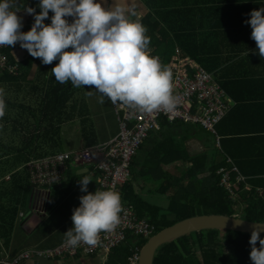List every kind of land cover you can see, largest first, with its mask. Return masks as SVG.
<instances>
[{"label": "trees", "instance_id": "1", "mask_svg": "<svg viewBox=\"0 0 264 264\" xmlns=\"http://www.w3.org/2000/svg\"><path fill=\"white\" fill-rule=\"evenodd\" d=\"M148 3L151 5L149 6L151 12L141 22L147 28L146 35L150 37L149 47L154 48L155 54L161 55L167 62L178 46L184 55L194 58L210 72L216 73L217 69L225 64L223 56L210 53L215 45V39L208 30L214 28V24L210 22L214 18L213 11L202 7L165 10L167 8L153 4L152 0H148ZM196 18L198 21L194 22ZM28 30L30 28L26 27V31ZM11 49L5 52L8 53L11 62L16 64L18 60ZM36 61L37 58L30 55L27 60L18 63L19 69L21 66L23 69L21 76L13 75L8 71L0 73V98L4 101L5 111L7 109V113L0 117V124L6 122L12 125L6 128L5 133L8 136H3L7 137L8 141L5 142L3 137L0 139V239H4L7 244L16 223L19 207L24 203L23 197L28 192L23 183L25 180L22 179L20 182L18 179L20 175H16L25 169L24 165L30 161L61 152L54 148L44 149L41 146L48 137L57 141L61 137L60 132L64 124L68 121L77 117L82 119L79 113L85 109L83 103L75 98H78L81 91L84 90L85 94V90L91 87H73L70 81L59 84L51 72L59 62L58 59L48 65L42 64L40 60L35 74H32ZM28 79L31 80L29 81L31 85L25 96L34 95L38 97L36 101L20 103L11 98H4L2 86L19 85L21 80ZM79 105V112L76 114L75 109ZM85 122L86 120L82 122L84 126ZM170 137L175 143L172 133ZM22 139H25V145L17 147L13 145L16 140ZM168 141L166 144L169 143ZM225 141L222 139L225 152L233 158L234 154L226 147ZM50 142L54 144L53 141ZM154 142L155 146L150 150L146 149L148 141L145 142L138 152L139 156L133 159L131 178L123 185L120 195L121 201L133 207L140 218H147L156 225V233L178 221L203 214L227 216L239 214L249 221L264 222V197L256 191L258 187H264V178L256 177L255 171L246 172L236 159L241 172L244 175H251L248 183L252 187L250 191L245 190V184L237 188L244 203L241 212H237L236 203H233L229 193L220 186V176L217 175L218 168L227 164L226 157L221 162H216L208 153L190 157L193 165L184 171L183 178L187 183L181 186V195H171L168 209L163 210L143 199L135 192L133 182L143 178L137 173L136 168L132 167L141 162L140 169L144 174H148L147 178L157 182L155 180L161 177L160 174H152L160 167V160L165 157L163 156L165 153H162L164 144L157 140ZM180 152L181 150H177L174 146L168 150L167 155L169 159H175L171 156L176 157ZM207 171L210 172L211 177L203 175ZM9 173L12 174V178L7 181L5 177ZM180 181V179L175 180L172 185ZM167 188L169 189L170 185L165 184L159 191L163 193ZM170 215H177V221H171ZM250 237L251 234L227 230H203L191 233L162 245L156 253L154 264H253L250 259L252 250ZM134 240H137L141 247L149 241L146 238L129 239L124 245L112 250L107 264H128Z\"/></svg>", "mask_w": 264, "mask_h": 264}, {"label": "crops", "instance_id": "2", "mask_svg": "<svg viewBox=\"0 0 264 264\" xmlns=\"http://www.w3.org/2000/svg\"><path fill=\"white\" fill-rule=\"evenodd\" d=\"M101 3L105 7H112V0H101ZM128 3L137 13L136 18L140 22L151 12L149 7L151 5L148 3V0H128ZM152 3L167 8L165 10H174L181 7H202L213 11L214 18L210 22L214 24V28L208 30L215 39V45L211 48L210 53L223 56L225 64L217 69L216 73H212H214L217 80L226 90L229 97L228 102L231 105L230 112L219 123L220 126L218 125L221 147L217 146V138L213 134L208 133L201 125L185 122H178L177 124L176 122H168L165 119L162 120L161 129L147 140L148 143L146 141V149H152L155 146L154 141L156 140L164 144L162 153H165L163 155L165 157L161 158L160 167L169 166L176 169L175 172H167L166 177H170L171 180L168 181L166 179L165 184L172 185V182H175L173 178L176 177L177 180H182L184 176L179 175V173L188 170L193 165L190 157L202 153H208L211 159L216 160V162H221L226 157L227 164H223L222 166L232 167V165H235L239 169V166L236 164V159H238L246 172L255 171L256 177L264 178V59L259 56L256 50V42L251 38V26L245 23L250 18L249 14L252 10L264 7V0H152ZM25 5L35 7L37 12L41 11V9L37 7L38 0H20V4L14 7L13 10L20 9V15L24 19L26 27L31 29L34 23V15L26 12ZM52 15L53 13L50 11L49 18L45 20V23H51ZM68 19L71 22L72 18L69 17ZM197 21L198 19L196 18L194 22ZM149 51L151 54L158 55L155 54L153 47H149ZM176 55L188 57L197 64H200L194 58L184 55L178 46L175 48L173 56ZM14 57L21 63L27 60L30 54L27 49L22 48L14 51ZM39 63L40 58H37L36 65L39 66ZM204 68L207 69L206 67ZM36 69L37 67L33 68L32 74H35ZM20 71V74H22V66L20 67ZM29 81L31 80H21L19 85L11 87L7 85L2 86L4 88L2 90L4 98H11L20 103H33L36 101L38 97L36 98L34 95L25 96L28 87L31 85ZM87 102L91 106L90 101L87 100ZM115 109L116 106L114 108L110 107L109 113L116 115L118 122L117 129L102 125V128L99 127V136L92 135V132L96 130L95 123L85 117H82V119L74 118L65 123L63 135L65 129H68L69 133L83 139L80 148H72L65 151H77L88 145L104 144L115 138L120 132L119 119L117 112H114ZM99 117L103 118L101 123L108 120L100 111ZM11 126V124L7 123L4 125V128H10ZM86 126L88 129H85ZM205 132L210 139L207 145L203 142V138L207 137L203 135ZM170 133H172V137L176 140L175 143H173ZM166 139L169 140L168 144H166ZM222 139L226 140L224 143L234 154L233 158L235 160L225 152ZM50 141L53 140H50V137H48L41 148L47 149L45 146L51 143ZM174 146L177 150H181V152L176 157L171 156V158L175 159H169V155H167L168 150ZM208 148H211V151H208ZM137 156H139V153ZM184 165L186 166L183 168ZM18 175H21L23 180L30 181V174L27 168L21 170L16 176ZM85 175L92 179L89 183L88 191L94 193L97 189L100 190V176L97 172L84 164H73L69 167L66 176L60 182L46 185L48 187L44 189L43 199L38 200L37 204H33L31 194L29 200L30 209L33 210V207L40 208V212L32 211L31 214H27L24 211L23 207L26 204L28 192L25 193L23 197L24 203L19 207V212H17L16 223L8 244L5 243L4 239H0V261L7 257L12 258L26 250L50 249L65 242V232L73 227V210L79 206L80 197L87 194L81 192L79 182ZM203 175L211 177L209 171ZM242 175L247 178V181H250L249 176L251 175H244L243 173ZM11 178L7 177L6 180L10 181ZM133 182L135 192L143 199L155 206L161 207L163 210L168 209L171 203V195L174 193L171 188H167L163 192V198L157 195V202L154 201L155 199H152L154 198L152 190L157 193V190L152 188V184L154 183L152 179H137L133 180ZM155 184L157 183L155 182ZM171 191L172 193H170ZM41 201H44V203L38 204ZM46 208L47 210H45ZM45 225L46 233L44 236H35ZM18 240H23L25 243L19 246ZM109 259L110 256L108 261ZM21 264L105 263L103 255L79 254L75 257H64L53 260L31 258L30 260H24Z\"/></svg>", "mask_w": 264, "mask_h": 264}, {"label": "clouds", "instance_id": "3", "mask_svg": "<svg viewBox=\"0 0 264 264\" xmlns=\"http://www.w3.org/2000/svg\"><path fill=\"white\" fill-rule=\"evenodd\" d=\"M19 4L20 0H0V47L12 48L19 41L20 46L32 57L40 58L42 64L58 59L51 72L59 84L70 81L73 87L94 86L114 105L144 113L157 110L171 113L176 109L180 100L173 93L172 74L158 57L151 55L147 28L136 18L137 13L128 0H112V7H105L101 0H38L39 12L35 7L24 6L28 14L34 15V23L28 31L21 30L22 18L17 15L20 9L13 10ZM50 11L53 13L51 23H45ZM249 17L245 23L251 26V38L264 59V7L252 10ZM4 108L0 98V117L4 115ZM7 177L11 178L12 174L5 179ZM90 181L92 179L86 175L79 180L81 192L87 194L80 197L79 206L73 210V227L65 232V243L69 247L81 243L95 246L101 232H111L121 222L120 193L111 188L89 192ZM37 189L41 191L35 195ZM43 192V188L32 191L33 204L43 199ZM40 210L33 207L34 212ZM262 232L264 223H258L249 240L253 264H264Z\"/></svg>", "mask_w": 264, "mask_h": 264}, {"label": "built area", "instance_id": "4", "mask_svg": "<svg viewBox=\"0 0 264 264\" xmlns=\"http://www.w3.org/2000/svg\"><path fill=\"white\" fill-rule=\"evenodd\" d=\"M17 15L21 17L19 11ZM22 25L21 30L25 31L26 24L23 18ZM9 48L11 47H0V73L8 71L13 75H18L20 73L19 62L16 64L11 62L8 53L5 52ZM18 48H22L19 41L12 46L13 55L14 50ZM151 55L158 57L161 64L172 74L173 93L180 100L176 109L171 113H165L163 110L144 113L115 104L120 124V132L115 138L104 144L85 146L77 151L62 152L32 160L27 164V170L33 184L49 185L53 182H60L71 165L84 164L99 174L100 190L111 188L121 194L123 185L131 178L133 159L151 133L161 129L163 119L168 122L201 125L217 138V146L221 147L217 126L228 115L231 105L228 102L229 97L226 90L216 76L188 57L176 55L166 62L160 55ZM217 175L220 176V186L229 193L230 199L239 209L240 204L238 203L242 201L237 188L241 184H245V190L250 191L252 188L247 178L235 165L221 166L217 170ZM39 191L41 189H37L35 195ZM256 191L264 197V187H258ZM122 206L120 224L111 232H101L95 246L81 243L73 248L63 242L50 249L26 250L12 258L7 257L0 263L21 264L24 260L31 258L53 260L75 257L79 254H100L104 256V263L107 264L113 249L124 245L132 238L149 239L157 230L154 223L147 218H140L129 204L122 202ZM132 249H135L137 253L142 251L137 240L133 241ZM131 264H138V254L131 259Z\"/></svg>", "mask_w": 264, "mask_h": 264}, {"label": "rangeland", "instance_id": "5", "mask_svg": "<svg viewBox=\"0 0 264 264\" xmlns=\"http://www.w3.org/2000/svg\"><path fill=\"white\" fill-rule=\"evenodd\" d=\"M4 90V88H3ZM107 97H103L101 93H99L96 89H94V86H91L89 87L87 90H85V94H84V90L81 91V94L78 96V98H75L77 100H80V102L83 103V106H84V111L80 112L79 115H81L82 117H85L86 119H89V120H92L95 124V127H96V130L92 132V135H97L99 136V127L102 128V125H106V126H110L111 128L114 127L117 129L118 127V122H117V117L116 115H113L111 113H109V109L110 107L111 108H114V104L111 103L110 100L106 99ZM103 99L104 100V103H100V100ZM87 100L90 101V105H88V102ZM70 106H71V103H70ZM79 107L80 105L78 106V108L75 109V113L78 114L79 112ZM7 111V109H6ZM5 111L4 109V114H6L7 112ZM91 111V112H90ZM99 111L100 113H102V115H104L106 118H108V120H105L101 123V120L103 118H100L99 117ZM116 113V109L114 111ZM104 117V118H105ZM78 119H80L79 117H77ZM7 124L6 122H4L3 124H0V139L3 137V136H8L7 133H5L6 129L4 128V125ZM85 129H88L87 127ZM155 132H152L151 134H153ZM208 133H210L208 131ZM212 134V133H210ZM60 135L61 137H59V139L57 141H55V139L53 140V144L49 143L48 145H46L45 147L47 149H56V151H65V150H70L72 148H80L81 147V143L83 142L81 138L77 137V136H74L72 135L71 133H69L68 129H65L64 131V135H63V130H61L60 132ZM207 137L203 138V142L205 145H207L209 142H210V139L208 138V134L205 132V134H203ZM151 136V135H150ZM77 137V138H76ZM4 141H8V138L7 137H3ZM26 141L25 139H22V140H16L15 143L13 144L15 147L17 146H21V145H25ZM211 148H208V151H211L210 150ZM216 155V154H215ZM142 163H137L135 165V167H132V168H136L137 170V173L141 175V177L145 180H149L147 178L146 175L148 174H144V172L142 171V169H140ZM186 165L183 166V168L185 167ZM181 168V169H183ZM176 169H174L173 167H165V166H162V167H159L157 168L154 173L152 175H154L155 173L157 174H160V178L159 179H156L155 181H157L155 184V182L152 184V188L157 190L158 192L155 193L154 190L153 191V196L154 198H152L154 201H157L158 200V197L157 195H159V197H162L163 198V193L159 191L160 188H162L164 185H165V182H166V179L168 181L171 180L170 177H166V174L168 171L170 172H175ZM179 175H183L185 176V173L184 172H180ZM166 177V178H165ZM18 179L20 180V182L22 181V177L21 175L18 177ZM142 179V180H143ZM173 180H177V177L176 178H173ZM24 185L27 187L28 189V195H27V200H26V204L24 205L23 209L24 211L27 213V214H31V212L33 210L30 209V196L32 194V191L35 189V188H43V189H46L48 186L46 185H35L33 184L31 181L29 180H25L24 182ZM187 183V180L186 179H182L180 182H177L173 185H170V188L171 190L174 192L172 195L174 196H177V195H181V186L186 184ZM154 186V187H153ZM199 186L200 183H199ZM223 188V187H222ZM224 189V188H223ZM225 190V189H224ZM172 191L170 193H172ZM177 192V193H176ZM158 202V201H157ZM164 204V202H163ZM240 204L239 205V209L235 207L236 211L237 212H241V209H243L244 207V203H238ZM34 212V211H33ZM178 219V216L177 215H170V220L171 221H177ZM46 233V225L45 227L39 231L35 236H41L43 237L44 234ZM222 237H224L222 235ZM25 242L23 240H18V244L19 246L24 244ZM227 248H228V244L226 246V251H227Z\"/></svg>", "mask_w": 264, "mask_h": 264}, {"label": "water", "instance_id": "6", "mask_svg": "<svg viewBox=\"0 0 264 264\" xmlns=\"http://www.w3.org/2000/svg\"><path fill=\"white\" fill-rule=\"evenodd\" d=\"M240 220V223H237ZM257 221H249L235 214L233 216L220 214H203L186 218L173 225L164 228L151 237L148 243L142 248L140 264H154V258L158 249L177 238L203 230H227L252 234ZM264 236V232L261 233Z\"/></svg>", "mask_w": 264, "mask_h": 264}, {"label": "bare ground", "instance_id": "7", "mask_svg": "<svg viewBox=\"0 0 264 264\" xmlns=\"http://www.w3.org/2000/svg\"><path fill=\"white\" fill-rule=\"evenodd\" d=\"M159 250V249H158ZM138 254V264H140L141 261V252L137 253L135 249H131V256L129 257V262L128 264H131V259ZM155 259V258H154Z\"/></svg>", "mask_w": 264, "mask_h": 264}]
</instances>
